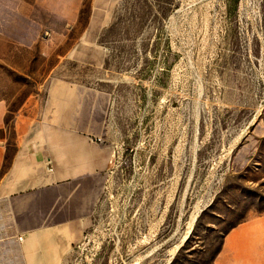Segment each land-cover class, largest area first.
Segmentation results:
<instances>
[{
  "label": "rangeland",
  "instance_id": "374dc122",
  "mask_svg": "<svg viewBox=\"0 0 264 264\" xmlns=\"http://www.w3.org/2000/svg\"><path fill=\"white\" fill-rule=\"evenodd\" d=\"M0 105L2 173L20 144L47 174L22 229L71 238L54 264H220L241 236L258 248L264 0H0ZM62 130L104 163L60 154Z\"/></svg>",
  "mask_w": 264,
  "mask_h": 264
},
{
  "label": "crops",
  "instance_id": "0c3cea01",
  "mask_svg": "<svg viewBox=\"0 0 264 264\" xmlns=\"http://www.w3.org/2000/svg\"><path fill=\"white\" fill-rule=\"evenodd\" d=\"M3 115L4 108L0 105V177H2L0 182V264H54V258H62L66 249L64 244H69L71 238L60 239L56 236L55 231L38 234L37 228L22 229L23 223L19 220L20 216H26L28 219L34 216L38 219L36 210L38 191L48 187L45 184L43 186L29 185L30 181L33 177L46 178L47 174L44 166L35 167L33 159L22 157L23 149L20 144L16 145V149L9 160L8 168L2 173L3 165L7 160L8 147L11 146L5 133L2 136L6 130ZM63 134L65 135L59 138L62 144L59 148L60 154L69 155L71 152L73 156L83 160L91 158V164L104 163L105 154L103 152L84 142H80L71 148L70 135H66L65 132ZM61 174L62 172L59 173V175ZM56 175V173L53 174V177ZM52 180L49 178L44 182L47 183ZM54 206L55 201L50 204L48 211L53 210ZM252 239L249 236L245 238L241 236L239 239L233 240L231 244L235 249L230 252L231 256L224 255L220 264H244L246 257L251 259L256 256H258V264H264V216L258 217V248ZM229 257L233 259H229Z\"/></svg>",
  "mask_w": 264,
  "mask_h": 264
}]
</instances>
